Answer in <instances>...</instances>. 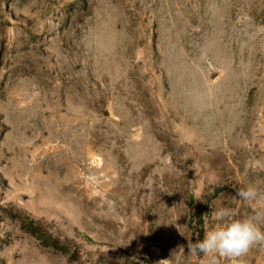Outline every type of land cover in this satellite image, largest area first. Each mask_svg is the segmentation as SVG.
Wrapping results in <instances>:
<instances>
[{"label": "rangeland", "instance_id": "obj_1", "mask_svg": "<svg viewBox=\"0 0 264 264\" xmlns=\"http://www.w3.org/2000/svg\"><path fill=\"white\" fill-rule=\"evenodd\" d=\"M248 185L264 0H0V264H231L187 243Z\"/></svg>", "mask_w": 264, "mask_h": 264}, {"label": "clouds", "instance_id": "obj_2", "mask_svg": "<svg viewBox=\"0 0 264 264\" xmlns=\"http://www.w3.org/2000/svg\"><path fill=\"white\" fill-rule=\"evenodd\" d=\"M236 198L253 206L251 213L237 219L228 208L214 209L211 216L217 223L203 239L195 243L188 240L189 255L219 256L231 264H245L243 258L253 248H264V192L248 185L236 190Z\"/></svg>", "mask_w": 264, "mask_h": 264}]
</instances>
